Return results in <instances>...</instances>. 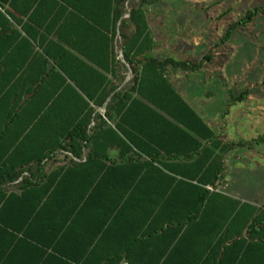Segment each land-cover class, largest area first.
<instances>
[{
    "label": "trees",
    "instance_id": "obj_1",
    "mask_svg": "<svg viewBox=\"0 0 264 264\" xmlns=\"http://www.w3.org/2000/svg\"><path fill=\"white\" fill-rule=\"evenodd\" d=\"M151 2L0 0V264L24 243L55 264H264V208L217 190L226 155L264 137L225 141L177 91L170 72L212 57L153 55Z\"/></svg>",
    "mask_w": 264,
    "mask_h": 264
},
{
    "label": "rangeland",
    "instance_id": "obj_2",
    "mask_svg": "<svg viewBox=\"0 0 264 264\" xmlns=\"http://www.w3.org/2000/svg\"><path fill=\"white\" fill-rule=\"evenodd\" d=\"M261 5L264 0H153L145 5L157 43L153 55L194 62L211 55L199 70L169 76L227 142L264 137V16L219 43L229 24ZM243 92L248 94L239 99ZM225 164L220 189L264 208V143L235 147Z\"/></svg>",
    "mask_w": 264,
    "mask_h": 264
},
{
    "label": "crops",
    "instance_id": "obj_3",
    "mask_svg": "<svg viewBox=\"0 0 264 264\" xmlns=\"http://www.w3.org/2000/svg\"><path fill=\"white\" fill-rule=\"evenodd\" d=\"M5 7H8V4H5ZM15 27L20 30L19 25H15ZM149 27H150V25H149ZM180 94L183 96L182 93H180ZM183 98L196 110V108L194 107V105L191 102H189L184 96H183ZM198 113L200 115L202 114L201 112H198ZM201 117L203 118L202 115H201ZM204 121L209 126H211L209 121H206V120H204ZM117 153H118L117 150H111L110 151L111 157H116ZM56 166L57 165L54 164L52 168H48V172H50L52 169L56 168ZM22 179H23V175L21 177H19L17 180H15L14 182H12V185H14V186L11 187L10 192L8 194H15L16 196L21 195V190L19 189L18 184L22 181ZM23 213H24L23 208L21 206L18 207L16 205L15 209H11V208L6 209L5 216L7 218H9V221L11 223H13L16 226V228L21 229V227H22L21 221H22ZM65 246L66 247H64V248L68 249V251H70V252H77L80 249V245H78L74 241H71L69 244H66ZM50 253H51V250H47L46 248L39 246L37 244L33 243L31 245L29 243H24L21 245V251L19 253L21 256L19 257V259L22 261V264H55L56 259H52V257H50V255H51ZM51 260L53 262H51ZM123 262H127V261L122 260L121 264ZM16 263L19 264V261H16Z\"/></svg>",
    "mask_w": 264,
    "mask_h": 264
},
{
    "label": "water",
    "instance_id": "obj_4",
    "mask_svg": "<svg viewBox=\"0 0 264 264\" xmlns=\"http://www.w3.org/2000/svg\"><path fill=\"white\" fill-rule=\"evenodd\" d=\"M120 56L123 58V53L122 51L120 52ZM131 78V72H129L127 80ZM100 111L104 112L105 111V106L100 108Z\"/></svg>",
    "mask_w": 264,
    "mask_h": 264
},
{
    "label": "built area",
    "instance_id": "obj_5",
    "mask_svg": "<svg viewBox=\"0 0 264 264\" xmlns=\"http://www.w3.org/2000/svg\"><path fill=\"white\" fill-rule=\"evenodd\" d=\"M210 188L213 189L212 187H210ZM220 188H221V185H218L217 190H220ZM122 264H129V263H127V262H123Z\"/></svg>",
    "mask_w": 264,
    "mask_h": 264
}]
</instances>
